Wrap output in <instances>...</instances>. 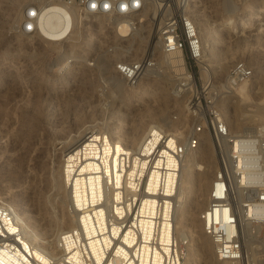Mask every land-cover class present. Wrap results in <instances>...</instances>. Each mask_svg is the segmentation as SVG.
Segmentation results:
<instances>
[{"label":"bare ground","instance_id":"1","mask_svg":"<svg viewBox=\"0 0 264 264\" xmlns=\"http://www.w3.org/2000/svg\"><path fill=\"white\" fill-rule=\"evenodd\" d=\"M192 1L190 12L202 38L204 58L207 60V56H210L209 59L211 60L216 51L217 43L222 39L223 32L227 31L231 34L238 25L232 17H228L219 23L217 28L211 27L207 20L202 23L197 9L199 0ZM37 3L43 6L44 12L40 27L41 33L37 36L27 37L38 38L41 36L40 38L44 42L53 45L64 41V39L67 42H76L75 39H78L79 35L82 36L80 32L88 33L80 30L81 19L72 6L64 7V4L59 1L57 3L55 0ZM98 21L99 27H114L121 23L120 19L100 18ZM119 29L120 33H127V24L123 23ZM89 33L87 34V42L95 47L97 42L94 40V33L92 31ZM117 34L115 32V36ZM20 35L24 37L22 34ZM143 42L145 41L143 40ZM74 47L75 45L71 44L70 50L73 52V57L78 51ZM143 47L144 44L140 42L132 48V51L139 53ZM154 48L157 47L154 46ZM90 50L92 48L86 47V53L83 52L79 56L87 54ZM65 55L67 53L64 54V57ZM106 56V54H102L99 59L102 60ZM165 56L168 58L167 60L160 55L158 58V63L163 67V62L167 63L168 72L165 77L159 81H151L147 76L140 82L139 86L143 93L151 92L152 87H154L153 91L158 94L157 99L162 100L161 103L164 102L163 104L167 105L170 99L168 93L173 85L178 82L180 76L182 77L180 74L186 73V76L189 77V73L186 69V60L181 53ZM231 61L232 57H224L214 69V73L222 75L228 69ZM170 64L172 66L180 65V67H173L175 70H171ZM69 65L76 67L77 64L69 62L68 58L60 70L61 79H64V76L72 70L71 67L69 69ZM210 71L207 68L202 69V78L207 77ZM169 76L172 78L164 81ZM146 80L149 82H145ZM172 80L173 84L171 85ZM106 81H112L116 87L124 88L123 82L116 76H106ZM62 87L63 90L59 91L53 88L52 95L56 94L55 98L59 97L64 100V86ZM247 87V83L240 84L236 87L235 94L220 102L223 118L234 133L251 132L253 128L250 126L257 121L253 114L241 113L239 104L231 110L232 98L237 99L234 104L239 102L241 106L249 101ZM126 96L130 99L133 95ZM115 98L114 95L113 100ZM184 98H173L174 108L179 111L178 120L175 121L171 117L148 108L146 112L141 113L139 123L135 124L138 125V128H135L136 126L134 127L133 124L132 134L126 139L122 137L119 126L116 125L113 128L109 127L110 125H103L104 122L87 120L89 113H86L81 116L74 115V120L70 123L67 122L68 124H64V120H61L62 122L59 124L56 122L54 128H51L52 136L44 137L43 130H40L39 137L37 135L35 139L29 138L25 141L15 139L9 134L8 125L4 119L6 102L0 98V162L5 161L19 175L18 186L20 189L15 192L21 194L25 191L28 196L36 200V204L38 203V209L31 208L32 213H29L22 210L20 205L14 203L12 199L9 201L6 197H0L3 198L2 200L9 210L8 215H10L12 226H8V230L13 234L7 242L1 244L0 264H107L103 261L104 256L113 243L114 248L119 243L114 239L121 232L122 227L120 228L119 224L122 221L120 219L124 217L122 216L124 210L133 198V179L140 178L142 175L149 177L151 170H144L146 155L159 141L158 134L154 132L155 127L157 129L162 127L160 124L153 123L148 126L149 129L146 132H142V130H144L147 121L160 120L166 125V129H169L164 131L173 130L172 133L177 136L176 144H184L189 131V119L185 112L186 100ZM45 122L43 123L45 124ZM47 122L53 124L51 120ZM12 141L13 144L14 142L18 143L20 148H18L17 153L15 151L14 154H8L5 157L4 151H7L6 148ZM170 146L174 147L173 144ZM205 149L206 154L204 153ZM166 157L165 162L169 168L173 159L169 153ZM166 164L164 163V165ZM216 164L212 139L207 133L202 136L200 148L196 151L187 152L183 155L182 161L179 162L177 179L179 189L176 192L177 220L173 225V239L176 238L177 246L184 239L180 235L184 231L188 233V251L185 261L181 264H194L198 255L201 256L202 264H232L219 261L216 258L214 246L208 242V237L202 231V222L196 217V213L204 210L208 204L210 189L217 171ZM127 165H129V169ZM135 172L137 173L135 174ZM157 176L156 173L153 175L154 181L158 179ZM173 180L174 173L170 172L168 181L172 183ZM15 192H13L14 196L17 194ZM153 208L154 206L150 205V210ZM147 223L146 221L142 225L145 226ZM147 226L150 230L151 224H147ZM0 233L8 234L7 231L1 229ZM121 237L126 242L123 234L119 235V238ZM163 237L164 240H168L169 236L164 235ZM129 242L132 243V241ZM250 245L254 251V243L251 242ZM126 250L130 253V249H124L120 246L113 255L112 263L122 264L124 260L127 261L128 252ZM147 250L148 246L145 245L143 264H147ZM164 250L166 252L164 264H172L169 247L164 246ZM253 251L252 255H249V264H258ZM30 255L33 259H30ZM130 264L133 263L130 262Z\"/></svg>","mask_w":264,"mask_h":264},{"label":"built area","instance_id":"2","mask_svg":"<svg viewBox=\"0 0 264 264\" xmlns=\"http://www.w3.org/2000/svg\"><path fill=\"white\" fill-rule=\"evenodd\" d=\"M58 1L75 9L81 19L80 30L92 31L97 42L90 50L91 55L72 56L69 62L77 64L85 58L88 65L95 66L98 57L91 52L100 44L101 38H105L107 33H113L116 43L112 45L111 54L121 57L113 62L110 76L118 77L124 88L132 90L149 77L160 64L159 55L166 59L165 55L181 53L189 73V77L186 73L180 74L182 77L180 76L171 89L174 98L185 97L186 100L185 112L190 127L186 142L177 145L175 134L155 127L154 132L158 134L159 141L146 155L144 167V170H151L150 175L133 179V198L124 210V217L120 219L122 223L119 226L122 228L119 235L123 234L126 242L118 235L114 240L119 243L115 248L114 243L112 244L103 261L107 264H118L112 263V259L122 246L130 249V253L126 250L128 258L122 264H143L146 245L147 264H164V246L170 249L172 264L184 262L183 248L187 247L188 237H184L178 246L176 238L173 239V225L177 220L179 162L184 154L200 148L202 136L207 133L213 141L217 171L208 204L199 213L202 231L212 242L214 254L219 261L249 264L253 251L250 243L253 240L248 225L254 223L264 227V127L251 132H232L223 118L220 102L232 96L237 86L249 82L254 76L253 69L244 61H237L220 85H214L207 77L200 78L198 84L191 64L202 69L206 67L202 38L190 12L192 0ZM24 9L18 33L24 37L39 35L43 6L33 2L25 4ZM100 18L120 19L121 23L114 27H99ZM123 23L128 27L125 34L119 32ZM115 32L118 33L117 36ZM140 42L144 44L142 51L134 53L132 48ZM173 67L179 68L180 65ZM102 80L100 96L107 92L109 86L115 90L114 83L106 81V76ZM168 153L173 159L169 168L165 162ZM127 168H130L129 165ZM170 172L174 173L172 183L168 181ZM155 173L158 175L157 182L153 179ZM2 199L0 198V229L8 234L0 233V247L13 236L8 230V226H12L9 210ZM150 205L154 206L152 210ZM146 221L151 224L150 230L147 224L142 225ZM164 235L169 236L168 240L163 239ZM18 243L21 245L19 240ZM254 246L257 247L255 244ZM258 247L263 250V240ZM30 259H33L31 255Z\"/></svg>","mask_w":264,"mask_h":264},{"label":"rangeland","instance_id":"3","mask_svg":"<svg viewBox=\"0 0 264 264\" xmlns=\"http://www.w3.org/2000/svg\"><path fill=\"white\" fill-rule=\"evenodd\" d=\"M46 1L49 0H0V95H2L0 98L6 102L4 119L8 125L11 137L14 136L15 139L20 141H25L29 138L33 140L40 133V130H43L44 137H49L53 135L51 130L56 122L59 124V122L61 123L64 120V124L70 123L76 115L81 116L86 113H89L87 120L92 119L101 123L104 122L103 125H110L109 127L113 128L116 125L117 127L119 126L120 133L125 139L131 136L135 126V128H138V125L135 124L139 123L141 113L146 112L148 108H152L159 114H164L176 121L179 117V111L174 108V96L171 89L168 93L170 99L167 105L163 104L164 102L161 103L162 100L157 99L156 96L158 94L153 91L154 87H152L151 92L143 93L140 86L131 91L116 86L114 90L109 86L107 92L102 96L99 95V90L103 85V77L110 76L113 62L121 57L118 55L112 56L111 54L113 52L111 51L112 45L116 43L113 33H107L105 38H101L100 44L91 52L92 55L98 57L95 66L91 67L84 61L85 58H82L83 61L78 62L76 67L74 66L75 68L69 65V69L71 67L72 70L64 76V79H61L60 70L68 58L73 55L70 50L71 44L75 45V49H78L75 56L82 55L86 47L93 48L94 45L91 46L87 42V34L89 32L86 34L80 32L82 36L79 35L78 39H75L76 42H67L64 39V41L53 45L44 42L40 38L41 36L38 38H25L18 34L17 28L23 16L25 4L33 2L44 3ZM55 1L58 3V0ZM197 6L198 16L202 23L207 20L211 27L217 28L219 23L228 19V17H232L238 25L237 28L232 30L231 34L227 31L223 32L221 41L216 45L213 59L210 60V56H207L204 66L211 71L206 79L211 80L214 85H220L227 76L231 66L237 61H244L254 72V76L247 82L249 101L241 106L239 102L234 104L237 99L232 98L231 102L233 101V105H231V110L239 104L241 113H251L257 119L250 128L256 130L264 127V0H199ZM64 7L70 6L64 4ZM17 37L18 40H16ZM65 53L67 55L64 57ZM89 53L87 52V54ZM102 54L107 56L100 60L99 58ZM226 56L232 57L228 69L222 75H216L214 69ZM163 65L164 67L159 64L157 69L150 73L149 78L151 81H159L165 77L168 67L165 62H163ZM191 65L199 84V79L202 78V68L194 64ZM171 70H175L172 65ZM173 73L175 72L173 71ZM169 78L172 77L169 76L164 81ZM145 82L149 81L146 80ZM62 86H64V100L59 97L55 98L56 94L52 95L53 88L59 91L63 90ZM114 95L116 98L113 100ZM126 95L133 96L128 99ZM140 96L143 97L141 98ZM227 98L230 97L224 99ZM48 112L51 115L47 114ZM43 119L44 121H41ZM50 120L53 124L47 122ZM153 123H157L156 125L160 124L164 129L167 128L162 121L153 120L147 121L142 132H146L149 129L148 126ZM37 130L39 132H36ZM170 132H173V130H170ZM18 148H20V145L15 142L13 144L12 141L6 148L7 151H4V156L7 157L8 154H14L15 151L17 153ZM204 151L206 154V149ZM8 167L9 165L5 161L0 162V197H6L9 201L12 199L14 203L16 202L20 205L22 210L32 213V209H38V203L36 204V200L28 196L25 191L21 192V194L15 192L20 189L18 186L19 175ZM13 192L17 194L14 196ZM33 205L36 206L34 207ZM199 213L200 211L196 213L197 218H199ZM248 228L253 243L257 246L253 251L257 257V263L264 264V248L261 251L258 247L260 241L264 240V227L251 223ZM187 236L188 233L186 231L180 235V237ZM208 242L212 245L209 238ZM187 249V247L183 248L184 258H186ZM200 257V255L196 256L194 264H202Z\"/></svg>","mask_w":264,"mask_h":264}]
</instances>
